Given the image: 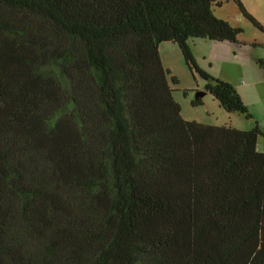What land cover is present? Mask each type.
Wrapping results in <instances>:
<instances>
[{
    "label": "trees",
    "instance_id": "trees-1",
    "mask_svg": "<svg viewBox=\"0 0 264 264\" xmlns=\"http://www.w3.org/2000/svg\"><path fill=\"white\" fill-rule=\"evenodd\" d=\"M230 1L263 29L240 0H0V264H264V133L185 120L159 52L251 118L191 48L239 43Z\"/></svg>",
    "mask_w": 264,
    "mask_h": 264
},
{
    "label": "rangeland",
    "instance_id": "rangeland-1",
    "mask_svg": "<svg viewBox=\"0 0 264 264\" xmlns=\"http://www.w3.org/2000/svg\"><path fill=\"white\" fill-rule=\"evenodd\" d=\"M240 2L263 29L254 26L242 15L236 3L230 1L221 8L215 7L213 13L235 28H241L239 43L196 40V43H191V48L198 66L203 71L236 87L247 104L251 118L225 111L209 93L203 98V104L193 107L192 102L196 100L198 91H204L206 81L197 73L192 74L177 45L171 42L161 43L160 58L165 69L171 71L167 77L168 82L185 120L248 131L258 125L264 133V0ZM172 76L177 79L176 83L172 81ZM258 144L262 149L263 137H259Z\"/></svg>",
    "mask_w": 264,
    "mask_h": 264
},
{
    "label": "water",
    "instance_id": "water-1",
    "mask_svg": "<svg viewBox=\"0 0 264 264\" xmlns=\"http://www.w3.org/2000/svg\"><path fill=\"white\" fill-rule=\"evenodd\" d=\"M207 95V92L206 91H198L197 94H196V99L198 98H204L205 96Z\"/></svg>",
    "mask_w": 264,
    "mask_h": 264
},
{
    "label": "crops",
    "instance_id": "crops-1",
    "mask_svg": "<svg viewBox=\"0 0 264 264\" xmlns=\"http://www.w3.org/2000/svg\"><path fill=\"white\" fill-rule=\"evenodd\" d=\"M219 18V17H218ZM236 88V87H235ZM237 91V90H236ZM238 92V91H237ZM239 93V92H238ZM240 95V94H239ZM241 96V95H240ZM241 98H242V96H241ZM243 99V98H242ZM243 101H244V99H243ZM245 102V101H244ZM246 103V102H245ZM247 106V105H246ZM248 108V107H247Z\"/></svg>",
    "mask_w": 264,
    "mask_h": 264
}]
</instances>
